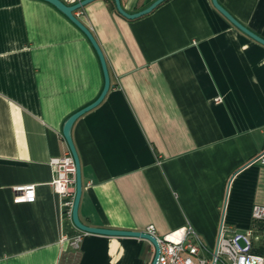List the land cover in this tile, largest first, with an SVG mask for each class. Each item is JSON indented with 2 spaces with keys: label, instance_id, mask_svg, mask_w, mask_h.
<instances>
[{
  "label": "crops",
  "instance_id": "obj_1",
  "mask_svg": "<svg viewBox=\"0 0 264 264\" xmlns=\"http://www.w3.org/2000/svg\"><path fill=\"white\" fill-rule=\"evenodd\" d=\"M67 2V0H63ZM154 0H121L128 12ZM264 38V0H218ZM74 14L92 31L110 75L104 99L71 134L87 225L167 234L186 225L210 246L220 229L252 226L264 204V45L212 0H164L129 19L113 0ZM89 39L44 0H0V264H150L149 241L83 232L53 190V159L69 151L66 118L99 95ZM34 184L32 201L12 187ZM80 238L79 247L71 242Z\"/></svg>",
  "mask_w": 264,
  "mask_h": 264
},
{
  "label": "built area",
  "instance_id": "obj_2",
  "mask_svg": "<svg viewBox=\"0 0 264 264\" xmlns=\"http://www.w3.org/2000/svg\"><path fill=\"white\" fill-rule=\"evenodd\" d=\"M77 1L67 0V3ZM254 161L264 165V150ZM52 165L55 174L51 181L53 190L61 196L65 214L71 216L75 195V164L70 151L53 159ZM12 191L14 202L32 201L36 196L34 184L16 185ZM251 218L252 226L243 232L221 228L216 248H211L191 225L159 234L155 226L149 224L142 231L157 239L159 254L156 264H264V204H253ZM79 239L71 242L73 249L79 247Z\"/></svg>",
  "mask_w": 264,
  "mask_h": 264
},
{
  "label": "water",
  "instance_id": "obj_3",
  "mask_svg": "<svg viewBox=\"0 0 264 264\" xmlns=\"http://www.w3.org/2000/svg\"><path fill=\"white\" fill-rule=\"evenodd\" d=\"M49 3H51L53 6H55L59 11H61L68 19H70L79 29L83 31V33L86 35V37L89 39L90 43L92 44L93 48L95 49L100 64H101V69L104 77V83L103 87L99 93V95L94 99L92 102L89 104L81 107L80 109L76 110L72 114H70L66 120L63 123L62 127V135L63 138L65 139L69 151L73 157L74 164H75V195H74V200H73V205H72V213H71V218L74 223V225L79 228L83 232H88V233H96V234H102V235H110V236H133V237H139L142 239H146L149 241L152 246L154 247V254L153 258L150 264H156L157 257L159 254V244L157 242V239L152 236L149 233H146L142 230H137V229H122V228H113V227H99V226H92V225H87L84 224L78 214V208H79V203L82 195V189H83V183H82V172H81V162L80 158L77 152V149L75 147L71 130L74 122L84 113L87 111L93 109L96 107L101 101L104 99L106 96L109 87H110V75H109V70H108V65L105 59V55L103 53L102 48L100 47L97 39L93 35L92 31L90 28L85 25L75 14L74 11L87 3L93 1V0H79L75 3L68 4L67 2L63 0H44ZM115 3V7L117 11L122 14L123 16L133 19L137 18L139 16H142L144 14L149 13L152 11L157 5H159L161 2L164 0H154L151 2L148 6L145 8L135 11V12H128L125 10L121 4V0H113ZM212 3L214 7L222 14L224 15L235 27L240 29L242 32L250 36L251 38L255 39L256 41L262 43L264 45V38L243 25L240 21H238L227 9H225L218 0H212ZM219 235V234H218ZM216 248V247H215ZM216 252V249H215Z\"/></svg>",
  "mask_w": 264,
  "mask_h": 264
},
{
  "label": "trees",
  "instance_id": "obj_4",
  "mask_svg": "<svg viewBox=\"0 0 264 264\" xmlns=\"http://www.w3.org/2000/svg\"><path fill=\"white\" fill-rule=\"evenodd\" d=\"M72 250H68L63 254L60 264H76L77 259L71 254Z\"/></svg>",
  "mask_w": 264,
  "mask_h": 264
},
{
  "label": "rangeland",
  "instance_id": "obj_5",
  "mask_svg": "<svg viewBox=\"0 0 264 264\" xmlns=\"http://www.w3.org/2000/svg\"><path fill=\"white\" fill-rule=\"evenodd\" d=\"M78 242H80V239L78 240ZM215 246L211 247V248H214Z\"/></svg>",
  "mask_w": 264,
  "mask_h": 264
}]
</instances>
